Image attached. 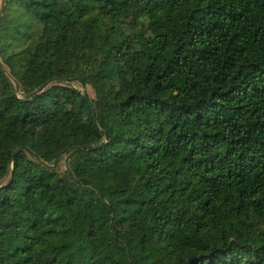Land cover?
<instances>
[{
	"label": "trees",
	"instance_id": "16d2710c",
	"mask_svg": "<svg viewBox=\"0 0 264 264\" xmlns=\"http://www.w3.org/2000/svg\"><path fill=\"white\" fill-rule=\"evenodd\" d=\"M16 1L0 264H264V0Z\"/></svg>",
	"mask_w": 264,
	"mask_h": 264
},
{
	"label": "rangeland",
	"instance_id": "374dc122",
	"mask_svg": "<svg viewBox=\"0 0 264 264\" xmlns=\"http://www.w3.org/2000/svg\"><path fill=\"white\" fill-rule=\"evenodd\" d=\"M3 2H5V4L7 3L8 8L6 11H3L0 17V25L2 24L4 28V33H0V49H2V52H0L1 64L4 61V57L7 54H9L12 49H18L20 47H23L24 45H27L26 41L20 40L18 29L25 27L26 22L28 20L23 9L16 0H0V8ZM36 25L37 24L35 21H30V26L28 27L27 32H32L33 35L35 36L37 32V29H35ZM5 32L7 33L5 34ZM3 34H5L6 36ZM3 67L6 72V70H8L7 67L5 65ZM11 81L13 83V86L17 94L21 96L22 92L20 91L18 84L13 79H11ZM72 86L80 91H86L89 94V96L92 98L95 96L91 86L87 85L84 89L78 79H74L72 81ZM68 160H69L68 154H62L59 162L56 165V168L64 174L71 175L68 166Z\"/></svg>",
	"mask_w": 264,
	"mask_h": 264
},
{
	"label": "water",
	"instance_id": "95a60500",
	"mask_svg": "<svg viewBox=\"0 0 264 264\" xmlns=\"http://www.w3.org/2000/svg\"><path fill=\"white\" fill-rule=\"evenodd\" d=\"M4 8H5V2H3L2 6L0 8V17L2 15L3 11H4ZM0 72L2 73V75L4 76V78H6L7 80H9L8 79V76H7V73L5 72V69H4L3 65L1 64V62H0ZM41 88L42 87H39L35 91H40ZM91 115H92L93 120L95 121V111H94V108L93 107L91 108ZM79 148H81V147L78 146L75 149H79Z\"/></svg>",
	"mask_w": 264,
	"mask_h": 264
}]
</instances>
